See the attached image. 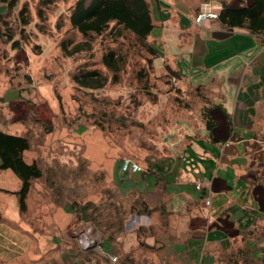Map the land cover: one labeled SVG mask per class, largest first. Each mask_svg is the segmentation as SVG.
Instances as JSON below:
<instances>
[{
	"label": "crops",
	"instance_id": "crops-1",
	"mask_svg": "<svg viewBox=\"0 0 264 264\" xmlns=\"http://www.w3.org/2000/svg\"><path fill=\"white\" fill-rule=\"evenodd\" d=\"M150 1L155 28L167 36L153 43L165 40L164 51L158 47L165 71L159 72L175 81L173 91L193 98L168 117L167 145L162 142L157 156L132 158L145 171L115 179L125 201H142L152 211L129 215L117 249L96 263L64 235L71 223L64 211L55 220L67 216L58 246L51 233L46 244L43 229L22 220L23 231L41 245L29 264H264L263 37L225 29L218 19L198 23L204 0ZM212 1L219 13L222 1L241 8L252 0ZM17 199L21 219L26 213ZM243 252L246 258L239 257Z\"/></svg>",
	"mask_w": 264,
	"mask_h": 264
},
{
	"label": "rangeland",
	"instance_id": "rangeland-1",
	"mask_svg": "<svg viewBox=\"0 0 264 264\" xmlns=\"http://www.w3.org/2000/svg\"><path fill=\"white\" fill-rule=\"evenodd\" d=\"M40 1L19 0L10 17L16 28V39L22 40L21 48L12 50L11 45L4 42L0 46V99L7 96L0 100V131L28 136L31 149L25 153V160L27 163L38 162L45 171L44 178L33 183L27 212L20 219L15 193L20 190L21 182L13 171L0 170V264H29L35 244L41 247L23 231L20 226L23 221L43 229L41 234L46 235V244H51V237H55L54 244L60 245L67 216L55 220L63 213L62 206L72 199L104 202L107 192L117 188L115 181L123 177L120 161L157 156L163 149L162 142L165 147L167 145L163 139L168 117L171 118L175 110L180 113L184 107L193 104L189 95L184 97L173 91L171 81H175L171 76L159 72L165 71L164 65L159 64V57L149 68L147 53L133 48L130 40L113 44L98 37L94 40L92 53L66 57L61 49L62 41L82 40L69 22L70 7L77 0H54V5L47 11L45 26H41L37 15ZM205 2L207 0L201 7L204 8ZM25 5L32 22L25 28L23 39L17 13ZM167 19V16L163 17L164 22ZM155 20L156 24L161 22L156 17ZM163 31L164 28L157 25L148 43L155 44L156 39L167 37ZM163 41L156 46L158 49L162 43V51ZM106 46L129 52L130 59L121 82L109 84L100 91L78 90L72 80L74 72L85 63H99ZM97 67L106 71L101 64ZM139 71L148 74L147 84L139 80ZM102 113H107L103 116L107 118L103 121V130L93 124L101 120ZM51 181L53 191L48 184ZM67 215L71 223L64 235L77 236L74 237L77 241H70L77 251H88L93 261L99 262L102 259L99 247L102 232L79 214ZM51 220L55 225H50ZM77 222L83 224V228H91L93 242L88 249L80 247Z\"/></svg>",
	"mask_w": 264,
	"mask_h": 264
},
{
	"label": "trees",
	"instance_id": "trees-1",
	"mask_svg": "<svg viewBox=\"0 0 264 264\" xmlns=\"http://www.w3.org/2000/svg\"><path fill=\"white\" fill-rule=\"evenodd\" d=\"M54 3V0H41L39 2L37 15L41 26H45L48 22L47 11ZM18 4L19 0H0V46L3 42L10 44L12 50H19L22 43L21 39H16V28L10 21V17L17 9ZM221 5L218 21L223 28L241 29L251 34H257L263 37L264 44V0H252L250 5L241 8L231 7L227 1H222ZM152 8L150 0H77L70 7L69 22L71 29L79 34L82 40L77 42L72 39L62 41L61 49L66 57H74L82 53H92L94 40L98 37L106 38L113 44L130 40L133 48L147 53L146 61L148 67L152 68L154 60L159 57L156 46L153 43H148V39L155 29ZM17 20L20 26L19 33L24 39L25 28L30 26L32 22L27 5L18 11ZM38 28L42 27L39 26ZM129 59L128 51L122 52L114 47L106 46L99 63L90 65L85 63L74 72L72 80L78 90H103L109 84L121 82ZM98 64H101L106 71L97 67ZM138 78L147 84V73L139 71ZM106 114L102 113L100 115L101 120H96L93 123L94 126L103 130V121L107 119L103 116ZM111 116L113 118L114 114ZM208 127L213 128V123L208 122ZM27 137L26 135H14L0 131V170L13 171L22 182L20 190L15 193L19 198L22 213L27 212L28 204L26 202L33 190V183L45 176V171L38 162L27 163L25 160V153L31 148V140ZM48 184L53 191L54 188L50 186L53 182ZM107 194V199L100 204L72 199L73 201L62 206L65 213L81 215L84 221L92 222L102 232L99 243L102 255L109 254L112 249H117L118 239L125 232V223L129 215L152 211L142 201L136 203L125 201L117 188L107 192ZM241 256L246 258L247 252L239 255V257ZM229 262H231L230 259Z\"/></svg>",
	"mask_w": 264,
	"mask_h": 264
},
{
	"label": "built area",
	"instance_id": "built-area-1",
	"mask_svg": "<svg viewBox=\"0 0 264 264\" xmlns=\"http://www.w3.org/2000/svg\"><path fill=\"white\" fill-rule=\"evenodd\" d=\"M204 4H205V6H204V8L202 7V10L199 13V15L197 16L196 21L198 23H202L206 19H218V13H216L212 9V1L211 0H207V2H205ZM144 171L145 170L143 169V167L138 162L134 161L133 159L124 158V159L121 160L120 172L122 174H139V173H143ZM196 189L200 193L204 192V187H203L202 183H197L196 184ZM203 203L206 206L211 205V202H210L208 197H204L203 198ZM81 236H82V234H81ZM78 240H79V243H80V247L82 249H88L89 248L90 244L83 242L80 236H79ZM112 260L116 261L117 259H116V257H112Z\"/></svg>",
	"mask_w": 264,
	"mask_h": 264
},
{
	"label": "bare ground",
	"instance_id": "bare-ground-1",
	"mask_svg": "<svg viewBox=\"0 0 264 264\" xmlns=\"http://www.w3.org/2000/svg\"><path fill=\"white\" fill-rule=\"evenodd\" d=\"M159 1V0H158ZM154 2V1H153ZM196 12V11H195ZM214 118V117H213ZM229 122V121H228ZM28 138V137H27ZM30 139V138H29ZM31 143V142H30ZM31 149V148H30ZM115 165V164H114ZM44 175V174H43ZM44 177V176H43ZM41 180V179H40ZM74 186V185H73ZM31 193V192H30ZM27 203V202H26ZM83 225V224H82ZM79 222L76 224V232H79L78 234H82V241L88 244H92L93 239L91 238V228L85 227L83 228Z\"/></svg>",
	"mask_w": 264,
	"mask_h": 264
},
{
	"label": "water",
	"instance_id": "water-1",
	"mask_svg": "<svg viewBox=\"0 0 264 264\" xmlns=\"http://www.w3.org/2000/svg\"><path fill=\"white\" fill-rule=\"evenodd\" d=\"M73 237L77 238V236H73ZM94 244H96V243H94Z\"/></svg>",
	"mask_w": 264,
	"mask_h": 264
}]
</instances>
